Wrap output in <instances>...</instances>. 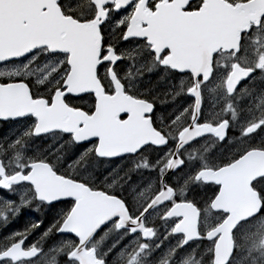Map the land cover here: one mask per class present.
Here are the masks:
<instances>
[{"label": "snow or ice", "instance_id": "obj_1", "mask_svg": "<svg viewBox=\"0 0 264 264\" xmlns=\"http://www.w3.org/2000/svg\"><path fill=\"white\" fill-rule=\"evenodd\" d=\"M0 125V264H264V0H0Z\"/></svg>", "mask_w": 264, "mask_h": 264}, {"label": "rangeland", "instance_id": "obj_2", "mask_svg": "<svg viewBox=\"0 0 264 264\" xmlns=\"http://www.w3.org/2000/svg\"><path fill=\"white\" fill-rule=\"evenodd\" d=\"M8 131V128L6 126L0 125V135L5 134ZM28 217H24L23 219H20L19 221H27ZM17 225L20 224H16L15 227H9V228H17Z\"/></svg>", "mask_w": 264, "mask_h": 264}, {"label": "trees", "instance_id": "obj_3", "mask_svg": "<svg viewBox=\"0 0 264 264\" xmlns=\"http://www.w3.org/2000/svg\"><path fill=\"white\" fill-rule=\"evenodd\" d=\"M27 221H25V222H23V221H19V220H17V221H15L13 224H11V225H9V227H15V225L16 224H20V225H17V228H22L23 227V225H24V223H26Z\"/></svg>", "mask_w": 264, "mask_h": 264}, {"label": "bare ground", "instance_id": "obj_4", "mask_svg": "<svg viewBox=\"0 0 264 264\" xmlns=\"http://www.w3.org/2000/svg\"><path fill=\"white\" fill-rule=\"evenodd\" d=\"M14 225V224H13ZM21 226V225H20Z\"/></svg>", "mask_w": 264, "mask_h": 264}]
</instances>
